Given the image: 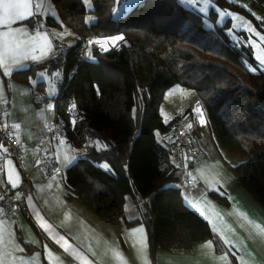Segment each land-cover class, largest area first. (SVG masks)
I'll return each mask as SVG.
<instances>
[{
  "label": "trees",
  "instance_id": "obj_1",
  "mask_svg": "<svg viewBox=\"0 0 264 264\" xmlns=\"http://www.w3.org/2000/svg\"><path fill=\"white\" fill-rule=\"evenodd\" d=\"M50 1L58 17H46L43 26L67 28L77 35L76 42L65 53L57 46L48 59L11 78L29 83L40 73L62 69L67 75L75 68L63 87L57 85L55 98L62 99L67 141L76 148L87 140L91 144L66 170L70 197L100 220L121 216L127 197L147 200L140 217L129 223L144 224L152 254L191 251L212 238L208 223L184 204L180 190L164 187L170 150L157 136L168 134L171 140L169 128L176 121L165 124L159 106L165 93L179 85L193 90L203 103L220 150L242 160L234 166L226 163L228 168L264 209V72L249 69L257 68L256 61L250 48L230 39L229 21L217 26L213 10L205 18L177 0H141L114 19L116 0H91L95 21L87 24L83 0ZM214 4L259 27L243 7L228 0ZM26 23L36 27L41 20L34 16ZM115 36L123 39L104 51L93 41ZM82 47L88 49L85 59L79 55ZM71 97L84 112L81 123L72 124L66 113ZM95 141L103 147L96 148Z\"/></svg>",
  "mask_w": 264,
  "mask_h": 264
},
{
  "label": "crops",
  "instance_id": "obj_2",
  "mask_svg": "<svg viewBox=\"0 0 264 264\" xmlns=\"http://www.w3.org/2000/svg\"><path fill=\"white\" fill-rule=\"evenodd\" d=\"M123 1L126 0H116L115 9L120 7L125 9L126 6L122 5ZM177 1L183 8L192 10L205 18L209 15L210 11L213 10L216 13L215 20L217 26H222L226 21H229L230 28L227 32L230 34L233 33L236 36L238 35L237 37L241 38L240 43L235 42L236 45H243L244 47L250 48L252 54L253 51L249 42L250 33L244 28L239 27V29L242 30H235L233 27L234 24L235 26L237 25L236 21L239 19V17L234 14L235 12L226 8L217 7L213 3V6L208 7L207 12L203 13L194 10L192 7H186L181 4L180 0ZM228 1L246 9L257 20V22H264V0ZM252 1H259L257 2V5L259 3L260 12H254L252 10L249 5ZM33 3H37V0H33ZM133 5L129 6L127 9ZM46 6L47 3H44L43 8ZM197 7L206 6L201 3V0H197ZM217 8L228 14L225 17V22L223 24L217 23L219 19L218 17H220L216 12ZM33 11L35 13L33 16L26 20L17 21L12 27L27 28L30 34H34L38 25L42 26L39 30L49 34V38L52 40L54 46L52 52L46 59L54 54L57 46L67 47L76 42L75 41L73 44H66L63 40L66 37V29L64 27L59 29L45 28L43 26L44 18L37 13L35 8ZM233 15H235L237 19L233 20ZM34 16H37L41 20V23L36 27H31L26 21ZM246 20L249 21L248 19ZM206 22L211 26L209 21L205 20V23ZM250 23L254 26L251 21ZM255 27L259 29V27ZM230 29L231 32L229 31ZM262 45L264 48V44ZM254 60L256 61L255 58ZM31 63L34 62L31 60L24 61L23 64L25 66L21 69L27 67ZM256 65V69L251 67H249V69L254 72H264V66L261 65L260 62L256 61ZM0 80L4 82L5 87L3 99H0V102H3L4 99L7 100V103L3 102L6 107L5 112L8 113L5 115V119L13 126L16 124L20 125L19 128H14L16 137L23 148L22 164H19L13 158L7 156L2 157L0 160V191L3 186H9L12 189L21 188L25 192L23 197H20V201L12 214H6L4 210L3 212H0V220L7 222L11 231L16 233L17 242L25 249L24 253L17 254L32 256L34 253H39L40 264H48L44 249V246L47 245L52 252L62 256L64 264H79V261L74 260L71 255H65L63 253V250L59 245H57L50 237L49 232L44 231L38 226V222H45L52 226L53 235L64 236L79 252L87 256L93 264H97L100 255L106 248L117 249L126 257L131 258L133 246H138L139 242V233H133L132 229L142 227L148 243L147 230L144 224L129 223L140 217V211L147 200L137 197V202H135L130 197H127L123 206V214L121 216H112L106 220L96 218L75 198L70 197V192L65 182V173L66 170L78 160L79 156H74L69 147H65L64 144L60 143L62 138L55 142L53 141L54 143L52 144L50 143V154L48 153V155L55 158L58 171H56L52 177H45L42 170V164L38 166V163H33L35 158V147L40 144L44 137V130L41 131L40 129L41 123L38 124V117L40 115H37L35 112V107L32 105L30 98L33 100L35 106L44 107L45 110H49L47 105L51 103H49V101H45L44 104L38 103L37 101V103L34 102V98L31 94L32 87L28 86L29 83H21L14 81L12 78L4 77L2 72H0ZM8 82L15 86V90L10 88H7L6 90L5 84ZM39 83L40 82H38V84ZM41 86H43V92L45 93L43 82ZM25 90H27L26 93ZM35 90H38V88ZM52 106L54 107V103H52ZM36 111L38 110L36 109ZM187 120L188 124L191 125V127H189L190 139L192 143L204 153V158L197 163L194 161L190 162L188 175L181 147L176 145L175 142L173 143L168 134L163 136L158 135V141L170 150V164L168 167V175L170 177L169 180L165 182L164 187H171L180 190L184 204L208 223L212 232V238L199 243L191 251L158 250L153 254L150 251L148 243L150 264H211L213 256L219 257L223 255L225 251L228 252L230 264H240V260L237 259V257L244 256L245 259H249V254L257 260H264V247H261L259 241L252 239V228L249 223L252 221L264 224V209L256 200H254L248 191L238 184L235 175L226 164L228 163L229 165L234 166L241 161L237 158L231 159L220 150L210 129H207L209 130V133L207 132L208 135L206 137L204 136L202 128L204 124L198 122L197 112L194 108H191L188 111ZM170 122L172 121H169L168 123L164 121L165 124H169ZM208 141L214 145V151L208 150ZM67 143L69 142L67 141ZM93 144L96 148L103 147L102 144L96 141L93 142ZM59 153H61V155ZM65 156L74 157V159H71V162L69 163L65 160ZM8 160L12 161L15 171L20 177V183L16 188H13L7 179L5 164ZM22 169H30L28 181L24 180ZM201 172H203L205 178L207 176V180L216 181V184H208L203 178L204 176H202ZM187 176L193 181V189L191 191H188L185 186V178ZM212 193H214V195ZM193 203H198L206 213L213 216L217 228L223 230L225 235L233 241L235 245L234 247L224 245L219 233L213 231L212 224H210L200 212L192 207ZM0 209L2 208L0 207ZM66 213L70 214L72 217L71 221L67 223L65 222ZM33 239L38 241V244L25 243L26 240ZM208 241H212L211 247L206 246ZM89 246L96 251L98 254L97 256H92L89 253Z\"/></svg>",
  "mask_w": 264,
  "mask_h": 264
},
{
  "label": "snow or ice",
  "instance_id": "obj_3",
  "mask_svg": "<svg viewBox=\"0 0 264 264\" xmlns=\"http://www.w3.org/2000/svg\"><path fill=\"white\" fill-rule=\"evenodd\" d=\"M88 0H85L87 3ZM181 4L186 7H192L194 10L199 12L206 13L208 7H212L214 0H201V3L206 7H197V0H180ZM43 8V3H33V0H0V72L4 77L11 78L13 73L19 71L25 65L24 61L31 60L34 63H42L44 59L52 52L53 43L49 38L47 32L40 31V25H38L34 34H30L27 28L12 27L17 21L26 20L27 18L33 16L35 13L33 9ZM216 12L220 16V20L217 23H220L223 18L228 14L219 8L216 9ZM232 19L235 20V15L232 16ZM235 27V24L233 25ZM246 30L249 33L255 32L250 25L246 26ZM231 32V29L229 30ZM257 35H259L257 33ZM261 41H264V36L259 37ZM122 36L109 37L107 40H112L113 42L117 40H122ZM256 47V45H253ZM106 50V49H105ZM89 55H91L89 53ZM259 62L264 64V55L258 57ZM43 77V73H40ZM8 88L15 90V86L12 84L7 85ZM4 92V82L0 80V99H3ZM27 90H25V93ZM4 103H7V100H3ZM53 106L51 104L47 105L48 109H51ZM75 107V105H73ZM197 112H200V109H196ZM43 110H41V114ZM8 113L5 112V115ZM200 122L201 124L206 123L203 118V113L200 112ZM14 127L19 128L20 125L16 124ZM191 127V125H189ZM7 129V125H5ZM61 144L64 143L63 140L60 141ZM0 148H3L6 153L8 150L0 144ZM71 159L74 157L65 156L67 162H71ZM105 168L108 167L107 164L104 165ZM7 170V179L8 182L12 185L13 188H16L20 183L19 174L15 171L12 161L8 160L5 164ZM58 171V170H57ZM3 199V197H0ZM17 199H19V194H17ZM194 207L206 220L212 224L213 231L219 233L221 239L223 240L224 245L235 246L233 241L229 239L223 230L217 228L215 220L212 215L206 213L198 203H193ZM0 212H3V209H0ZM72 219L70 214H65V222H70ZM252 232L251 237L253 240L259 241L261 247H264V224L255 223L250 221ZM38 226L44 231L49 232L50 237L54 242L59 245L63 250L65 255H71L74 260L79 261V264H93L87 256L79 252L64 236H57L52 234V226L45 222H38ZM133 233H139V242L138 246H133L132 257H126L117 249L106 248L103 253L100 255L97 264H150L148 256V243L147 237L144 235V230L142 227L132 229ZM25 243H36L38 241L26 240ZM212 241H208L206 246L211 247ZM45 256L48 260V264H64V259L61 255L52 252L47 245L44 246ZM25 249L17 242L16 233L11 231L10 226L7 222L0 220V264H40V255L39 253H34L32 256L18 255L17 253H24ZM89 253L92 256H97L96 251L89 246ZM250 258L245 259L244 256H238L237 259L240 260V264H264V260H257L249 254ZM211 264H230L228 259V252L225 251L223 255L219 257H212Z\"/></svg>",
  "mask_w": 264,
  "mask_h": 264
},
{
  "label": "built area",
  "instance_id": "obj_4",
  "mask_svg": "<svg viewBox=\"0 0 264 264\" xmlns=\"http://www.w3.org/2000/svg\"><path fill=\"white\" fill-rule=\"evenodd\" d=\"M59 50L65 53L67 51V47L61 46ZM79 55L83 59L87 57L88 54L85 47L80 49ZM74 74L75 68L67 75H64L62 69L57 70L55 73L57 84L60 87H63L65 82L69 81L74 76ZM37 91L38 90H33L31 92L32 96L38 103L44 104L45 101H47L45 93H39ZM61 103V97L54 99L53 120L47 121L45 123L44 137L42 138L40 144L35 147V158L33 163L42 164V170L45 177H52L57 171V162L54 157L47 154V147L51 142L63 138L66 135V122L60 113ZM73 105H75V107H73ZM5 108V104L0 102V144H2L3 147L7 148L8 150L5 153L3 148H0V160L2 157L7 156L13 158L19 164H22L23 148L16 137L14 126L5 119ZM66 109V113L68 114L72 124L83 122L84 112L78 108L76 99L74 97L66 100ZM5 125H7V129H5ZM169 132L172 135L175 144L180 146L183 151L186 169L189 168L191 161L201 160L204 158V153L196 145H194L190 139L189 124L184 117H181L179 120L173 123L169 128ZM90 144L91 141L87 140L83 147L86 148ZM22 172L24 180L28 181L30 169H22ZM185 183L186 189L191 191L193 189V181L189 176L185 178ZM17 194H19L20 199V197H23L25 192L21 188L12 189L9 186L2 187L0 191V197H3V199H0V207L6 214H12L18 205L20 200L17 199Z\"/></svg>",
  "mask_w": 264,
  "mask_h": 264
},
{
  "label": "rangeland",
  "instance_id": "obj_5",
  "mask_svg": "<svg viewBox=\"0 0 264 264\" xmlns=\"http://www.w3.org/2000/svg\"><path fill=\"white\" fill-rule=\"evenodd\" d=\"M126 1H123V3H122L123 6H126L125 9H122L121 7L114 9V12H113L114 19H118L119 17L123 16L125 14V12L129 11V9H127L129 6H131V5L135 4V3L137 4V2H139V0H126ZM41 2L43 3V6H44V3H47V6L44 7V8H41V9H36L37 13H39L44 19L46 17H48V16L49 17H56V18L58 17L57 11H56L53 3L50 0H37V3H41ZM83 2H84V5L86 7V10L88 11V13L86 15V23L87 24L93 23L95 21V16L89 12V11L92 10V2H91V0H88L87 3H85V0H83ZM257 2H259V1H252V2L249 3L250 7L252 8V10L254 12H260V10H259L260 9V5H259V3L257 5ZM117 3H118V1H117ZM234 14L239 17V19L236 18L237 19V21H236L237 25L234 27L235 30H242V29H239V27L246 29L247 25H250L252 28H255V32L250 33L249 42H250V45L252 47L253 57L256 59V61L259 62L258 57H260L261 55H264V48H263V45H262V44H264V41H261L260 38H259L260 36H264V32H263L264 31V24L263 23L259 24V29L263 30V31H261V30H259L258 28L255 27V24H253L254 26H252L250 21H247L246 20L247 18H245L244 16H242V15L236 13V12ZM218 18H219L218 20L221 19L220 17H218ZM224 19L225 18H223L221 20V22L218 23V24H223L225 22ZM207 23L208 22H206L205 25L207 27H210ZM257 33L259 35H257ZM228 35H229L230 39L233 42L240 43L241 38H238L237 37L238 35L236 36L233 33H231V34L228 33ZM76 39H77V35L66 28V37L63 39L64 42L66 44H73L76 41ZM105 40L106 39H96V40H93V41L103 51L105 49L108 50L109 48H111L113 46H117L118 43L121 41V40H117V41L113 42L112 40H107V42L105 43ZM90 43L91 42H88L86 44V47H88V49H89ZM253 45H256V47H254ZM88 49H87V52H88ZM261 65L264 66V64H261ZM38 82H43L45 93H46L45 95L47 96V102L49 101V103H51V105H52V103H54L53 98L56 96V93L58 92V86H57L58 84L56 82L55 73H50V74L43 73V77H41V75L39 74L38 78H32V79L29 80V85L28 86L29 87L31 86L33 89H36V87L38 85ZM8 84H9V82L7 84H5L6 90L8 88L7 87ZM4 89H5V87H4ZM37 92L43 93V90L37 91ZM30 101H31L32 105L35 107V112L37 113V115L38 114L40 115L38 117V121H39L38 124L41 123L40 129H41V131H43L44 127H45V123L47 121L53 120L54 107H53V109L51 108L49 110H45L44 107L35 106L33 104V100L31 98H30ZM191 108H194L195 110L196 109H200V112L203 113V118L206 121V123H204V126H202V128H203V131H204V136L206 137L208 135V133H209V130H207V129H209V125L207 123L206 112H205L203 103L198 101L196 93L193 90L185 89V88H183V87H181L179 85H175V86L171 87L164 95V99H163L162 103L159 106V113L161 114L163 120L166 123H168L169 121H173V120L177 121L181 117H184L187 120L188 111ZM36 109L38 111H36ZM41 110H43L42 114H41ZM200 112H197V119H198L199 123H201L200 122V119H201ZM61 140L64 141L63 144H64L65 147H69V149L72 151L74 156H76V155L81 156V154L84 152V147L76 148V147H73L71 144L67 143L66 137L62 138ZM171 141L173 142L172 137H171ZM54 142H51V144L54 143ZM51 144H49V146L47 148V150H48L47 154L49 153V147L51 146ZM207 147H208L209 151H214V149H215L214 145L211 144L209 141H208ZM59 154L61 155V153H59ZM237 159L242 161L239 158H237ZM198 161H200V160H194V162H196V163ZM196 163H195V165H196ZM37 165L40 166L41 164L38 163ZM104 165L105 164H102L101 168L104 169L105 171L109 172L110 171L109 167L105 168ZM210 167H213V166H210ZM191 168H193V167H191ZM189 170H190V166L187 169L188 175H189ZM194 171H195V169H194ZM201 174H202V176H204L203 172H201ZM203 178L210 185L216 184V181L207 180L206 179L207 176H206V178H205V176Z\"/></svg>",
  "mask_w": 264,
  "mask_h": 264
}]
</instances>
